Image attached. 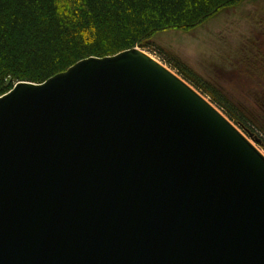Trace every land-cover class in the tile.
<instances>
[{
    "label": "water",
    "instance_id": "water-1",
    "mask_svg": "<svg viewBox=\"0 0 264 264\" xmlns=\"http://www.w3.org/2000/svg\"><path fill=\"white\" fill-rule=\"evenodd\" d=\"M0 264H264V156L137 47L17 81Z\"/></svg>",
    "mask_w": 264,
    "mask_h": 264
},
{
    "label": "trees",
    "instance_id": "trees-1",
    "mask_svg": "<svg viewBox=\"0 0 264 264\" xmlns=\"http://www.w3.org/2000/svg\"><path fill=\"white\" fill-rule=\"evenodd\" d=\"M242 1L0 0V95L17 81L42 82L89 56L147 47L157 31H188ZM248 54L242 60L244 66L264 69L263 53L259 59L251 51ZM173 66L183 79L208 94L246 135L264 146L255 135V127L263 131L264 109L254 110L257 106L239 100L220 84H204L183 63ZM232 66L238 69L237 64Z\"/></svg>",
    "mask_w": 264,
    "mask_h": 264
},
{
    "label": "rangeland",
    "instance_id": "rangeland-1",
    "mask_svg": "<svg viewBox=\"0 0 264 264\" xmlns=\"http://www.w3.org/2000/svg\"><path fill=\"white\" fill-rule=\"evenodd\" d=\"M254 45H258L259 49ZM137 48L182 79L173 63L185 64L204 84L210 81L213 85H222L239 100L257 106L252 107L254 110L264 109V69L259 67L251 70L242 61L249 56L248 51L258 59L260 53L264 54V0H243L234 7L219 11L188 31H157L149 46ZM234 63L238 69L232 66ZM183 80L217 108L264 156V146L246 135L208 94ZM263 124L262 121L261 125ZM255 129L256 138L264 142V128L263 131L258 127Z\"/></svg>",
    "mask_w": 264,
    "mask_h": 264
}]
</instances>
